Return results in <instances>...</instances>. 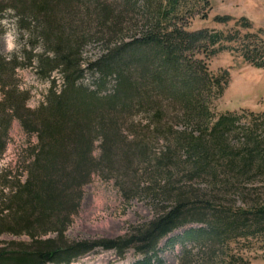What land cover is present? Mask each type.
Returning a JSON list of instances; mask_svg holds the SVG:
<instances>
[{"label":"trees","instance_id":"1","mask_svg":"<svg viewBox=\"0 0 264 264\" xmlns=\"http://www.w3.org/2000/svg\"><path fill=\"white\" fill-rule=\"evenodd\" d=\"M5 1L33 39L29 65L35 59L45 79L59 72L64 84L58 90L54 81L32 110L16 79L25 65L0 53V148L14 120L37 139L22 172L0 170V235L29 239L0 240V264H72L97 249L122 259L131 249L141 257L131 264H165L161 240L190 223L204 226L184 234L192 246L178 264H249L229 252L264 232L255 186L264 185V114L217 117L213 104L230 77L212 73L208 61L230 49L264 68V41L238 30L189 31L191 19L207 17L210 0ZM92 42L104 52L85 67ZM36 47L42 51L33 53ZM87 72L93 87L83 84ZM135 114L148 122L131 124L128 136L123 126ZM98 174L122 179L126 199L142 194L162 204L153 219L116 239L71 241L67 226ZM232 193L243 194L246 207L226 200Z\"/></svg>","mask_w":264,"mask_h":264},{"label":"rangeland","instance_id":"2","mask_svg":"<svg viewBox=\"0 0 264 264\" xmlns=\"http://www.w3.org/2000/svg\"><path fill=\"white\" fill-rule=\"evenodd\" d=\"M7 2L0 0V53L12 57L18 56L25 65L17 69V84L21 90L28 93L27 107L35 110L45 102L49 90L55 81L56 88H63V79L59 72H54L50 79L40 77L37 73V61L32 65L27 60L33 39L17 23L14 10L7 9ZM211 8L206 18L196 16L189 21L188 30L198 31L208 28L216 31H235L241 34L254 33L264 41V0H210ZM228 18L220 21L218 18ZM42 51L36 47L33 53ZM104 52V45L92 42L83 52L85 67ZM212 73L220 74L226 71L230 80L224 94L213 104V110L218 117L231 112L239 115L253 112L255 115L264 114V68H258L246 62L240 53L230 49L222 50L208 61ZM92 73L87 72L83 84L93 87ZM249 120H243L244 122ZM148 122L146 115L135 114L124 123V132L132 133L131 124L144 126ZM131 132V133H130ZM131 137V136H130ZM36 134L27 133L18 120H14L3 150L0 148V170L12 168L22 172L24 161L28 159L30 150L36 142ZM4 141V142H5ZM156 144L152 149L158 150ZM101 153L100 142L95 144V156ZM123 180H116L115 175H94L84 186L83 197L79 211L67 226L66 237L71 240L116 239L126 233L129 227L146 223L156 214L157 203L153 198L138 195L126 199L122 193ZM204 190L208 184H200ZM257 192L264 199V185L255 182ZM249 187V186H248ZM253 194V193H251ZM256 193L251 198H256ZM226 200H232L236 208L246 207L243 194H230ZM204 224H187L161 240L158 254L165 264H178L185 248H191L189 242H183L182 237L191 228H200ZM48 236H54L49 234ZM2 241H29L26 235L14 236L9 233L0 235ZM243 257L249 264H264V232L249 239H240L231 244L229 252ZM134 250H129L124 258H120L114 250L97 249L78 258L72 264H131L140 259Z\"/></svg>","mask_w":264,"mask_h":264}]
</instances>
